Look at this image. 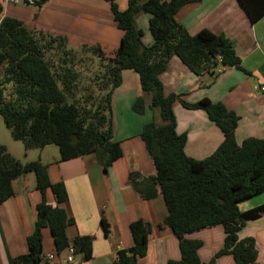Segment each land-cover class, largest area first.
<instances>
[{
  "label": "trees",
  "instance_id": "16d2710c",
  "mask_svg": "<svg viewBox=\"0 0 264 264\" xmlns=\"http://www.w3.org/2000/svg\"><path fill=\"white\" fill-rule=\"evenodd\" d=\"M105 1L123 36L113 57H106L98 45L87 50L104 66L102 75L97 74L90 83L95 91L90 85L83 89L84 95L85 91L91 92L87 97L81 96L80 67L84 61L76 62L75 55L66 50V37L32 30L9 16L2 19L0 118L26 152L57 146L62 162L93 155L107 170L123 156L120 143L114 139L112 95L121 85L124 71L136 72L142 95L136 99L133 111L142 115L146 106L156 109L162 124H146L141 133L156 176L146 178L131 173L130 181L145 200L154 199L158 189L164 198L167 216L160 227L171 228L181 252L179 261L168 264H201L198 251L202 242L186 235L215 226H222L226 235L216 258L232 255L235 264H256L255 240L241 239L240 232L247 222L264 215V204L247 211H241L239 205L264 194V140L249 138L239 145L235 139L239 117L233 111L207 98L190 104L179 95L166 96L159 78L172 57H178L196 75L213 73L219 66L241 69L232 43L207 29L191 35L176 21L177 12L195 0H147L142 5L139 0H129L125 11L119 10L116 0ZM240 1L253 20L264 15V0ZM141 12L150 15V46L143 44V32L135 25V17ZM57 46L63 51L53 57ZM55 58L59 59L54 61ZM177 102L187 110H203L221 129L224 140L209 157L197 160L186 155L187 137L178 134L173 110ZM30 173L36 177V189L42 199L36 206L35 229L27 238L28 253L13 264H40L44 229L51 232L57 254L72 246L83 261H90L94 237L78 236L73 243L67 237L66 229L74 220L59 207L68 199L64 183L52 184L47 165L39 160L22 163L3 145L0 206L15 195L14 181ZM48 189L55 197V205L47 202ZM102 226L108 235L104 219ZM130 231L133 246L119 250L115 264H138L147 255L150 224L136 221ZM214 262L215 259L209 264Z\"/></svg>",
  "mask_w": 264,
  "mask_h": 264
},
{
  "label": "crops",
  "instance_id": "0c3cea01",
  "mask_svg": "<svg viewBox=\"0 0 264 264\" xmlns=\"http://www.w3.org/2000/svg\"><path fill=\"white\" fill-rule=\"evenodd\" d=\"M42 1L0 0V23L9 16L21 20L32 30L64 36L71 44L98 45L108 56L115 55L123 35L105 0ZM146 1L139 0L138 4ZM128 2L116 0L121 11L128 8ZM175 19L191 35L207 29L229 39L241 60V69L219 67L213 73L196 75L178 57H172L167 70L159 76L165 95H179L190 104L205 98L221 103L239 117L235 130L239 145L249 138L264 140V15L253 20L240 0H195L183 6ZM149 20L150 15L142 12L135 17L136 27L143 32L145 46L153 44ZM141 95L139 75L132 70L124 71L121 85L112 95L114 139L120 143L123 156L107 170L93 155L62 162L60 155L56 156L53 151L48 155L45 148L35 159L31 153L26 154L24 148L16 147L22 154L19 157L7 144H0L24 163L40 160L47 165L52 184L64 183L68 199L59 207L74 220L66 229L69 241L73 243L78 236L94 237L92 259L83 261L76 255L73 264H115L117 252L133 246L130 226L139 220L150 224L151 233L147 255L138 264H168L181 259L178 238L171 228L160 227L167 216L160 190L154 199L145 200L130 181L131 173L146 178L156 176L141 133L146 124L153 121L162 124V120L159 111L149 106L142 115L133 111V105ZM173 110L178 134L187 137V156L203 160L222 144L221 129L203 110H187L178 102ZM29 152L35 154L37 151ZM36 185L32 173L18 177L13 183L15 195L0 206V264H13L16 258L28 253L27 238L35 229L36 206L42 199ZM46 199L49 204H56L50 189ZM262 204L264 194L240 203L239 208L247 211ZM102 219L109 227L108 235L103 231ZM225 236L224 228L215 226L188 234L186 238L202 242L198 251L201 264H209L213 259L214 264H235L232 255L216 258L224 246ZM240 237L255 240L256 264H264V215L247 222ZM48 254H55L58 261H64L68 253L65 250L57 254L51 232L44 229L43 256Z\"/></svg>",
  "mask_w": 264,
  "mask_h": 264
},
{
  "label": "rangeland",
  "instance_id": "374dc122",
  "mask_svg": "<svg viewBox=\"0 0 264 264\" xmlns=\"http://www.w3.org/2000/svg\"><path fill=\"white\" fill-rule=\"evenodd\" d=\"M53 36H57V35H53ZM58 49L55 48V51L52 52L51 55H53V57H55L57 54H61V52L63 51L62 49H60L57 46ZM92 47H88L86 45H81V44H74V43H70L68 41V45L66 47V50L71 51L73 55H75V61L76 62H82L84 61L83 65H81L80 67V73L82 75L81 78V96L84 95V88L88 85H90V87H92V90H94V85L90 84L92 83V79H94L96 77L97 74L104 72V66L101 64V61L99 59H97L95 56H93L90 52H88ZM88 50V51H87ZM106 57H111L108 56L107 54H105ZM59 59V58H58ZM58 59L55 58L54 61H57ZM95 82V81H94ZM98 86V85H97ZM95 91V90H94ZM98 92H96L97 95ZM91 92L88 90L87 92L85 91V95L83 97H87V95H90ZM0 144H7V146H9V148L13 151V153L16 156L21 157L22 154H19V152L17 151V149H22L24 148V145L21 141H17L14 140L9 131L7 130L3 119L0 118ZM5 139H7L9 142L5 141ZM11 143V144H10ZM16 147H18L16 149ZM37 152L35 154H33V152H29V151H24L27 153H31L30 156L34 157L35 159L40 157V149H35ZM48 153V155H51V153L54 152V154H56V156L60 155L59 152V148L57 146H49L46 147V149L44 150ZM53 151V152H52ZM23 161H25V159H22ZM21 161V160H20ZM38 161V160H37ZM40 161V160H39ZM22 162V161H21ZM24 163V162H22Z\"/></svg>",
  "mask_w": 264,
  "mask_h": 264
},
{
  "label": "built area",
  "instance_id": "2783aa9c",
  "mask_svg": "<svg viewBox=\"0 0 264 264\" xmlns=\"http://www.w3.org/2000/svg\"><path fill=\"white\" fill-rule=\"evenodd\" d=\"M219 67L222 68V66H219ZM262 91H264V88H262ZM66 251L68 254L64 261H58L57 255L55 254H48V255L43 256L40 264H73V263H76V254H75L74 248L70 246L66 249Z\"/></svg>",
  "mask_w": 264,
  "mask_h": 264
}]
</instances>
